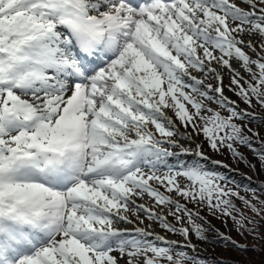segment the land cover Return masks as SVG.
Here are the masks:
<instances>
[{
    "label": "snow or ice",
    "instance_id": "1",
    "mask_svg": "<svg viewBox=\"0 0 264 264\" xmlns=\"http://www.w3.org/2000/svg\"><path fill=\"white\" fill-rule=\"evenodd\" d=\"M223 69L244 103L264 107V0H0V264H200L163 236L160 246L116 226L142 212L204 240L199 213L175 197L255 234L232 198L262 209L224 177L200 161L168 162L177 153L166 145L192 136L169 111L213 151L243 159L236 145L252 147L234 122L250 114L224 95ZM145 196L154 205L137 203Z\"/></svg>",
    "mask_w": 264,
    "mask_h": 264
},
{
    "label": "rangeland",
    "instance_id": "2",
    "mask_svg": "<svg viewBox=\"0 0 264 264\" xmlns=\"http://www.w3.org/2000/svg\"><path fill=\"white\" fill-rule=\"evenodd\" d=\"M257 50L259 51V49ZM249 55H253L254 58H256L255 55L250 51ZM238 65L233 67L236 69V71L240 73L241 76L244 77V80H241V83L244 84L245 87H247L245 81H248L251 78L249 74L245 72L243 68L240 67V65ZM222 75L224 95L229 97L230 100L235 101L234 106H236V108H239L238 110H242L245 113L257 114L264 117V107L257 103L255 98H253L252 106L250 107L248 104L244 103V101L241 100L239 96L235 94V91L230 90L229 86L231 85L232 73L228 71V74L222 73ZM217 86L218 82L214 80L213 88H216ZM231 87L234 88L235 86L232 85ZM214 106H216V103H214L213 107ZM223 115L227 116L228 112L223 113ZM234 122L242 126L244 132L251 138V140H254L256 135H261L260 132H257L259 131V129L255 125V121L249 122L246 120L237 119ZM178 123L180 126L181 133L185 134L186 136L188 134H192L191 140H179V144L181 147H184V149H189V153L195 154V146L199 144L201 145V150L206 156L223 161L229 167L231 166L233 170L236 169L243 172L248 178H250L254 182H258L264 188V164H262L259 159H254V155L248 146L236 145L237 151L243 156V159L234 157L233 153L230 152L226 147H221L219 152L213 151L204 139L202 134L196 135L193 133L192 128H184L180 125L179 120ZM249 129H251V131H248ZM179 150L181 151L182 149ZM177 157L179 156L168 157V159L172 161L173 159H177ZM180 179L181 181H184L183 177H181ZM218 183H220V181H218ZM234 191L239 192L241 197L250 200L251 203L255 204L258 209H262L261 214L257 215L249 207L245 206L242 200L237 199L236 197L232 198L233 202L236 204L238 212H242L246 217H248L249 220L254 221V224H249L248 220L245 221V224L249 229L255 227L256 231L253 235H249L247 232H244V234L241 235L237 231V226L231 218L222 217L219 214L212 215V213L203 205L197 206L195 203H187L185 200L179 197L175 198H177L180 203H186L187 207L194 213H199L200 218L197 219L196 222L201 224L205 228L204 235L206 238L204 240L197 238L194 233L186 239L184 236L178 233H172L167 231L162 226L160 230L158 228V221L148 219L146 214H144L145 216L142 217V214L139 213L142 222L141 225L138 226L139 228L153 233V235L150 236L153 238H155L156 235H160V231L162 232L163 230L164 234L167 235L164 236L168 237L170 241L175 242V246L178 249H182L183 251L187 252L189 257L191 256L192 252L195 251L202 252V254L204 255L213 253L218 256H224L226 258L238 262V264H264V204H261V201H264V195L255 194L254 188L243 189V191ZM253 194H255V197H259V199H255ZM172 195L175 196V193H173ZM145 197L148 200L147 205H154V201H152L150 197ZM154 210L157 212H161V209L159 207H155ZM161 214L167 215L166 211L162 212ZM234 215H237V217L239 218L238 213H234ZM134 216L137 218V215ZM167 219L176 228H180L182 226H189L186 223L187 218H185L184 223L178 222L174 216L170 215L167 216ZM222 236H227L230 238L231 241H235L236 243L243 244L246 247L250 248L244 251H237L235 250V248L232 249V246L229 245V243L231 242L228 241L227 244V240L222 239ZM213 238H216L218 240L215 241L213 240ZM188 245H191L193 247H189ZM199 258L200 257H197L196 260L198 261Z\"/></svg>",
    "mask_w": 264,
    "mask_h": 264
},
{
    "label": "trees",
    "instance_id": "3",
    "mask_svg": "<svg viewBox=\"0 0 264 264\" xmlns=\"http://www.w3.org/2000/svg\"><path fill=\"white\" fill-rule=\"evenodd\" d=\"M261 117H263V116H261ZM255 125L259 129V131H257V132H260L261 135H259V136L256 135L255 139L251 140L252 147L250 149L254 155V159L260 160L259 156L256 153L264 152V126L260 125L257 122ZM253 149H255V151H253ZM261 163L264 164V162H262V161H261ZM231 176H232L234 183H228L227 182L225 184L232 191H234V190L243 191V189L254 188L255 194H257V195L263 194L264 195V188L261 186V184H259L258 182H254L253 180L248 178L246 176V174H244L243 172L234 169V171L231 172ZM213 240L216 241L218 239L213 238ZM226 243L228 244V241H226ZM229 245L232 246V249L235 248V250H237V251H244V250H248L250 248V247H246L245 245L239 244L236 242H235V244L229 243ZM237 245H239V246H237ZM198 261L200 262V264L202 263V261H203V264H238V262H236V261H233V260L226 258L224 256H218V255L213 254V253H209L208 255H204V256L200 255V258Z\"/></svg>",
    "mask_w": 264,
    "mask_h": 264
}]
</instances>
